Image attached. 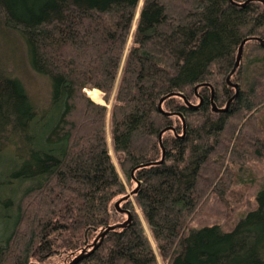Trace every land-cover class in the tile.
<instances>
[{"label": "trees", "instance_id": "obj_1", "mask_svg": "<svg viewBox=\"0 0 264 264\" xmlns=\"http://www.w3.org/2000/svg\"><path fill=\"white\" fill-rule=\"evenodd\" d=\"M245 1L144 0L139 11L141 0H0V37L14 32L33 69L50 76L54 109L48 117L19 77L0 76V154L11 146L27 165L6 180L0 264H68L95 233L127 220L115 206L128 193L108 119L120 167L140 184V214L123 201L131 223L80 264H264V46L246 43L228 111H213L204 85L226 107L242 41L264 39V4ZM173 93L202 101L196 110L177 95L164 101L184 116V137L181 118L158 111ZM170 126L164 162L147 165L161 161ZM139 134L155 140L137 153Z\"/></svg>", "mask_w": 264, "mask_h": 264}, {"label": "rangeland", "instance_id": "obj_2", "mask_svg": "<svg viewBox=\"0 0 264 264\" xmlns=\"http://www.w3.org/2000/svg\"><path fill=\"white\" fill-rule=\"evenodd\" d=\"M143 3L144 0H141L139 5V11ZM51 73H54V71ZM9 74L19 77L24 82L28 92L34 98L36 103H39L38 105H40L41 109L46 111L51 109V112L48 114V117L53 115L54 109H52L51 107L53 105L51 104L52 85H51L50 76L39 74L33 69L30 62L29 53L25 51L23 42L19 39V37H17V35L14 34V32L9 31L7 33L6 31H3L0 37V76L5 77V75H9ZM96 91L98 90H87V95L91 97L93 101H96L97 103L105 104L106 102L103 99V93L101 91H98L99 94L98 93L94 94V96L90 95L91 94L90 92H96ZM96 99H98V101ZM109 107H111V105H109ZM174 121H176L175 118ZM47 122H50V120ZM176 122L178 123V121ZM2 135L5 137V133H3ZM107 136H108V143L113 161L115 162L116 168L120 174L121 179L124 181L127 187V193L128 195H130L138 186V183L136 181L137 179L133 180L132 184H130L127 181V177L125 176V174L123 173L120 167L119 162L122 160L123 156L121 154L117 155L114 152L109 119L107 121ZM153 140H155V137L146 138L143 135L140 134L137 135L135 137L134 151L137 153L139 151H145V149H147L150 146ZM2 141L5 144V140ZM37 148L38 146H35V149ZM6 150L7 151L0 154V202L4 203L5 201V206L8 199L11 198L12 196V191H11L12 188L10 187V184L7 183V181L12 179L13 181H16L17 179L12 177L14 175L13 173L27 166L24 161L20 162L19 164L15 163L13 157L14 153L11 146H8ZM234 159L236 160V164H237L236 168L234 169L236 170L240 166V163H242L240 161L242 158L240 157ZM259 169H261L264 172V162H261ZM119 199H121V196L117 198L115 202H117ZM131 202L140 214V210L138 209V206L133 198V195L131 196ZM7 206H9V204ZM125 218L126 216H120V215L118 216L119 221H122ZM97 235L98 233H95V235L91 237L88 242L93 243ZM80 252L81 251H78L77 254H79ZM52 264H65V262L60 261V259L56 258L55 256L52 258Z\"/></svg>", "mask_w": 264, "mask_h": 264}, {"label": "water", "instance_id": "obj_3", "mask_svg": "<svg viewBox=\"0 0 264 264\" xmlns=\"http://www.w3.org/2000/svg\"><path fill=\"white\" fill-rule=\"evenodd\" d=\"M232 1V0H231ZM253 1H259V2H262L264 4V0H247L245 1L244 3L242 4H239L240 6H246L247 4H249L250 2H253ZM250 40H256L258 41L262 46H264V39L262 38H258V37H248L246 39H244L240 45V48H239V51H238V55H237V60H236V63L231 71V73L228 75L227 77V83L229 86L235 88L236 90V93L235 95L228 101L226 107L224 108H220L216 105V103L214 102V96H215V90L214 88L210 85V84H204L205 86H210L211 89H212V106H213V111L215 113H224L226 111H228L231 103L233 102L234 99L237 98L238 94H239V84H236V83H233L231 81V78L232 76L237 72L240 64H241V61H242V57H243V52H244V48H245V45L248 41ZM174 95H177L181 98H183L186 102V104L192 108V109H198L200 108L201 106V102L199 104H193L191 102H189L185 96L183 94H177V93H173V94H170V95H167L165 97H163L159 104H158V111L164 115V116H167V117H170V116H173V115H177L181 118L182 120V123H183V128H184V134L182 135V137H184V135L186 134V128H187V123H186V120L184 118V116L181 114V113H172V112H167L163 109V103L164 101L169 98L170 96H174ZM170 130H174L173 127H167L165 128L163 131H161L160 135H159V141H160V145H161V148H162V152H163V155H162V159L161 161H158L156 163H148L147 165H151V164H160V163H163L164 160H165V153H166V150L164 148V145H163V140H162V136L165 132L167 131H170ZM140 187V184L138 183V186L137 188L130 194V195H127L123 198H121L120 200H118L116 203H115V206H116V209L119 211V212H122V213H126L128 215V218L126 221H124L123 223H119V224H116V225H110L106 228H103L100 233L98 234V236L96 237V239L94 240V242L92 244H90L89 246H87L86 248H84L82 250L81 253H79L78 255H75V257H73V259L68 263V264H80L85 258H87L88 256H90L103 242L104 238L106 237V235L110 232V231H114L116 229H122V228H125L127 227L128 224L131 223L132 221V213L130 210H126V209H123L121 207V203L127 199H129L132 195L136 194L138 192V189ZM88 248H91V249H88Z\"/></svg>", "mask_w": 264, "mask_h": 264}, {"label": "flooded vegetation", "instance_id": "obj_4", "mask_svg": "<svg viewBox=\"0 0 264 264\" xmlns=\"http://www.w3.org/2000/svg\"><path fill=\"white\" fill-rule=\"evenodd\" d=\"M90 244H91V243H88L87 246H89ZM87 246H85V248H86ZM88 249H91V248H88Z\"/></svg>", "mask_w": 264, "mask_h": 264}, {"label": "bare ground", "instance_id": "obj_5", "mask_svg": "<svg viewBox=\"0 0 264 264\" xmlns=\"http://www.w3.org/2000/svg\"><path fill=\"white\" fill-rule=\"evenodd\" d=\"M162 138H163V136H162Z\"/></svg>", "mask_w": 264, "mask_h": 264}]
</instances>
